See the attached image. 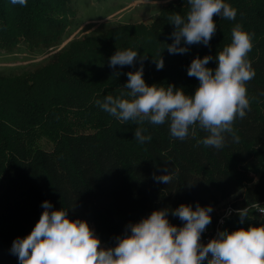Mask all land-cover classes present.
Wrapping results in <instances>:
<instances>
[{
    "label": "trees",
    "instance_id": "1",
    "mask_svg": "<svg viewBox=\"0 0 264 264\" xmlns=\"http://www.w3.org/2000/svg\"><path fill=\"white\" fill-rule=\"evenodd\" d=\"M71 1L27 0L22 6L0 0V52L21 44L39 54L55 50L20 72L0 70V264H19L12 243L31 233L44 201L53 210H68L70 219L86 220L111 247L127 224L181 204L193 210L197 203L232 206L237 212L223 227L230 232L264 225V215L253 207H264V0H224L236 10L235 19L215 16L209 45L182 42L189 48L185 54H169L167 46L175 27L169 17H186L188 0H168L150 22L107 25L57 50L80 25ZM237 24L252 35L247 59L255 76L246 84L249 108L224 134L222 148L204 145L208 133L198 124L180 140L168 122L121 121L96 103L107 95L129 98L127 73L141 67L140 57L146 84H172L193 95L199 81L187 75L191 61L215 57L231 43ZM124 50L138 52L136 63L110 67V57ZM160 56L164 67L157 70L153 58ZM207 67L215 69V59ZM137 128L151 140L134 138ZM164 165L169 184L153 179L164 174ZM244 208L248 214L241 222L238 210ZM168 219L183 226L171 212Z\"/></svg>",
    "mask_w": 264,
    "mask_h": 264
},
{
    "label": "clouds",
    "instance_id": "2",
    "mask_svg": "<svg viewBox=\"0 0 264 264\" xmlns=\"http://www.w3.org/2000/svg\"><path fill=\"white\" fill-rule=\"evenodd\" d=\"M13 4L26 5L27 0H11ZM186 17L179 13L169 17L174 25L173 42L168 44L169 54H185L184 45L208 46L215 35V16L233 20L236 10L224 0H188ZM252 50V35L237 24L231 32V43L215 57L205 55L194 58L187 70L189 77L199 81L193 95H186L182 88L168 84L167 88L146 84L141 67L128 72L124 86L128 99L107 95L97 104L103 111L121 121L153 125L169 123L170 134L184 140L193 125L208 133L202 141L206 146L220 149L224 146L225 133L231 131L234 121L244 118L249 108L247 82L255 76L247 59ZM138 52L116 51L109 59V66L124 67L136 63ZM215 59V69L207 67ZM157 70H162L164 60L153 58ZM124 95L123 93L121 94ZM137 128L134 138L143 143L151 137L142 135ZM162 175H154L157 183H171L168 167L161 168ZM44 211L31 233L13 241L11 253L19 264H264V225L239 228L234 231L218 230L216 237L207 244L201 243L202 233L212 223L211 205L181 204L178 208L158 209L139 222L129 223L124 235L115 237L112 247H102L101 240L86 220L70 219L68 210H53L49 201L41 205ZM264 214V207L253 205ZM183 222L178 227L169 222L168 214ZM231 210H229L230 214ZM241 222L248 209L238 210ZM222 222V221H221Z\"/></svg>",
    "mask_w": 264,
    "mask_h": 264
},
{
    "label": "rangeland",
    "instance_id": "3",
    "mask_svg": "<svg viewBox=\"0 0 264 264\" xmlns=\"http://www.w3.org/2000/svg\"><path fill=\"white\" fill-rule=\"evenodd\" d=\"M168 0H72L71 5L75 14L73 19L80 25L56 48H61L67 41L86 33L93 32L107 25L122 22L142 20L150 22L162 3ZM72 26V25H71ZM71 28V27H70ZM55 50L37 53L20 45L14 52H0V70L6 73H16L30 68ZM224 204L213 208L212 214L223 210Z\"/></svg>",
    "mask_w": 264,
    "mask_h": 264
},
{
    "label": "built area",
    "instance_id": "4",
    "mask_svg": "<svg viewBox=\"0 0 264 264\" xmlns=\"http://www.w3.org/2000/svg\"><path fill=\"white\" fill-rule=\"evenodd\" d=\"M260 207H262V206H260ZM229 210H231L230 214H229ZM235 212H237V210L235 208H233L230 205H226L223 210L212 214L211 215L212 223L207 227L205 232L202 233L201 243L207 244L211 239L215 238L216 234H217V231L218 230H221V231L223 230V227H224L226 221ZM257 213L260 216L264 215V214H261L259 212H257ZM101 245H102V247H111V246H109L108 244H106V243H104L102 241H101Z\"/></svg>",
    "mask_w": 264,
    "mask_h": 264
}]
</instances>
